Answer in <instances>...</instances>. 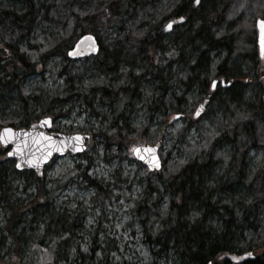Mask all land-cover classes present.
Returning <instances> with one entry per match:
<instances>
[{
    "label": "trees",
    "instance_id": "trees-1",
    "mask_svg": "<svg viewBox=\"0 0 264 264\" xmlns=\"http://www.w3.org/2000/svg\"><path fill=\"white\" fill-rule=\"evenodd\" d=\"M258 19L264 21V0H0V129H26L51 117L53 131L71 134L72 127L62 129L59 120L77 109L100 118V125L110 116L107 127L87 132L88 146L99 137L106 150L117 146L120 154L135 105L147 120L133 128L136 142L148 139L157 119H183L178 136L195 128L197 146L184 147L183 163L161 157L163 172H147L133 201L150 264H264V52ZM169 22L172 28H165ZM87 34L97 38L99 53L70 60L68 51ZM46 73L63 79L62 90L35 84ZM88 75L93 79L87 86ZM201 105L204 111L194 119ZM56 160L41 178L30 172L26 187L34 186L35 194L19 205L6 197L8 172H27L14 169L0 146L5 229L18 242L16 230L28 213L54 224L36 240L38 252L28 264H37L38 254L69 264L78 216L53 212L67 185L66 179H45ZM84 176L104 202L106 189ZM72 264L92 261L80 256Z\"/></svg>",
    "mask_w": 264,
    "mask_h": 264
},
{
    "label": "rangeland",
    "instance_id": "rangeland-1",
    "mask_svg": "<svg viewBox=\"0 0 264 264\" xmlns=\"http://www.w3.org/2000/svg\"><path fill=\"white\" fill-rule=\"evenodd\" d=\"M169 23H166L165 28H168ZM218 63L215 60L212 67L213 81ZM75 65L80 66V63ZM87 67L89 69L91 66L88 64ZM59 68L57 67L56 70ZM92 79L89 75L86 76L85 85L91 84ZM35 84L42 89L60 90L63 79L56 74L46 73L42 79L38 78ZM132 108L131 115L127 116L129 125H125L126 138L120 154L117 152V146L106 150L102 138L98 137L92 139L91 145L82 157L84 159L69 154L58 158L53 167L45 172L47 181L67 180L66 188L58 197L53 212L59 215L78 216L77 227L73 231L75 236L69 244V264L79 260L80 256L88 258L92 264L151 263V255L142 240L141 226L133 214V201L141 195L145 187L144 178L149 171L142 164L143 168L139 166L140 163L133 157L132 149L140 145L157 146L162 158L168 157L171 162L183 163L186 160L184 147L197 146L200 138L195 128L188 130L183 137H179L177 132L184 127V121L171 116L163 122L157 119L150 129L148 139L142 138L136 142L133 128L141 129L147 120L144 111L140 110L138 105ZM203 109L199 107L200 114ZM101 112L107 114L108 110L103 109ZM199 115L195 113L194 119ZM107 117L108 121L100 125V118L98 120L91 118L88 114H80L75 109L67 118L60 119L59 125L66 131L72 127V133L87 134L89 131L100 129L101 126L107 127L111 121L110 116ZM256 156L257 162L260 161L261 157L258 154ZM13 167L15 169L14 162ZM161 171L162 169L156 173ZM85 174L106 189L108 197L104 202L97 197V191L88 186L89 182L85 179ZM28 178L30 172L20 177L9 169L7 180L10 184L6 196L8 201L25 205L35 194L34 186L26 187ZM165 209L166 206L161 212L164 213ZM53 225L49 217L42 215L40 218H34L28 213L20 228L16 230L20 237V241L16 242L5 229V215L0 208V264H28L29 257L31 255L35 257L38 252L35 249L36 240L45 235L47 229L52 230ZM17 247H19L18 252H16ZM36 259L37 264L41 261H48L50 264H68L52 255H45L42 259L38 254Z\"/></svg>",
    "mask_w": 264,
    "mask_h": 264
},
{
    "label": "water",
    "instance_id": "water-1",
    "mask_svg": "<svg viewBox=\"0 0 264 264\" xmlns=\"http://www.w3.org/2000/svg\"><path fill=\"white\" fill-rule=\"evenodd\" d=\"M260 21L263 20L256 21V30L258 45L263 52L264 31L261 29ZM99 51L100 45L96 37L87 34L78 39L67 56L72 61H79L95 57ZM45 121L48 123H44ZM52 127V118L45 117L26 129L5 127L0 130V145L13 153L12 156L7 155V158L14 161L17 171H31L42 177L45 167L55 157H65L68 153L77 156L86 151L89 135L57 133ZM5 129H11V132H5ZM74 137H80L81 140L77 141L73 139ZM134 149H139V152ZM132 154L136 161L143 164L150 172L161 170L162 160L157 146H136L132 149ZM17 164L20 165L19 168L16 167Z\"/></svg>",
    "mask_w": 264,
    "mask_h": 264
},
{
    "label": "snow or ice",
    "instance_id": "snow-or-ice-1",
    "mask_svg": "<svg viewBox=\"0 0 264 264\" xmlns=\"http://www.w3.org/2000/svg\"><path fill=\"white\" fill-rule=\"evenodd\" d=\"M195 3H196L197 5H199L200 0H195ZM183 19H184V18L181 17V20H183ZM259 24H260V26H261L262 31H264V21H260ZM167 27H168L169 29L172 28V24L169 23V24L167 25ZM213 86H215V82L213 83ZM202 107H203V105H201V108H202ZM199 114H200V111L197 110L196 115L198 116ZM44 123H48V121H45ZM5 132H11V129H5ZM73 139H75V140H77V141L81 140L80 137H74ZM134 151L139 152V149H134ZM146 151H147V150H146ZM7 155H8V156H12L13 153H12V152H8ZM141 158H143V157H141ZM16 167L19 168L20 165L17 164ZM248 255H251V254H248Z\"/></svg>",
    "mask_w": 264,
    "mask_h": 264
},
{
    "label": "bare ground",
    "instance_id": "bare-ground-1",
    "mask_svg": "<svg viewBox=\"0 0 264 264\" xmlns=\"http://www.w3.org/2000/svg\"><path fill=\"white\" fill-rule=\"evenodd\" d=\"M97 39V38H96ZM67 55H68V53H67ZM68 57V56H67ZM216 84V83H215Z\"/></svg>",
    "mask_w": 264,
    "mask_h": 264
},
{
    "label": "flooded vegetation",
    "instance_id": "flooded-vegetation-1",
    "mask_svg": "<svg viewBox=\"0 0 264 264\" xmlns=\"http://www.w3.org/2000/svg\"><path fill=\"white\" fill-rule=\"evenodd\" d=\"M69 52V51H68Z\"/></svg>",
    "mask_w": 264,
    "mask_h": 264
}]
</instances>
